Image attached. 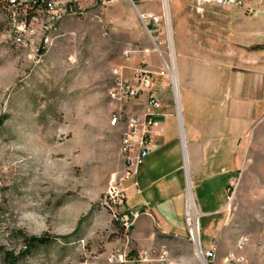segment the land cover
<instances>
[{"label": "rangeland", "instance_id": "374dc122", "mask_svg": "<svg viewBox=\"0 0 264 264\" xmlns=\"http://www.w3.org/2000/svg\"><path fill=\"white\" fill-rule=\"evenodd\" d=\"M168 3L174 53L161 0L88 2L82 17L62 19L47 45L36 41L39 53L13 45L0 15V264L4 252L23 251L20 233L53 241L16 264H110L123 252L142 250L136 219L129 216L126 227L119 219L137 214L131 207L141 196L130 188L132 180L119 183L123 126L112 127L110 118L141 114L147 94L118 103L109 92L114 70L128 81L134 69L156 73L172 62L183 128L191 116L210 141L223 140L239 158L235 171L218 179L211 202L203 200L205 186L191 167L201 245L216 242L213 264H264V0ZM164 8L169 15L165 3ZM144 15L160 17L155 34ZM152 93L162 117L157 132L164 127L166 137L160 143L152 135L148 158L138 168L140 186L134 188L143 190V181L169 173L173 179L178 150L183 230L189 189L170 79L157 78ZM113 187L123 190L117 208L107 197ZM198 203L205 211L207 205L225 206L206 219ZM153 232V248L164 245L173 257L189 260L183 264H199L193 249L181 245L185 229L177 237Z\"/></svg>", "mask_w": 264, "mask_h": 264}, {"label": "built area", "instance_id": "2783aa9c", "mask_svg": "<svg viewBox=\"0 0 264 264\" xmlns=\"http://www.w3.org/2000/svg\"><path fill=\"white\" fill-rule=\"evenodd\" d=\"M105 1L107 0H102V2ZM88 2L96 4L97 0H0V15L6 22L7 36L13 45L22 48L30 47L35 53H39L40 45L36 41L39 40L47 45L50 35L57 32L62 19L72 16L82 17L85 11L84 7ZM142 20H148L152 26V32L154 34L157 32L160 17L144 15ZM113 75L115 77L114 85L109 92L111 100L123 103L138 99L142 94H147L141 114H130L125 118L121 115H112L110 118L112 127L123 126L119 149L123 161V171L119 179V183L122 185L135 179L140 164L149 155L152 135L160 127L157 121L158 114L155 113L159 104L152 93V87L157 78H169V76L166 68L156 73L147 68L134 69L132 79L128 81L124 80L117 70H114ZM133 186L137 187V184L134 182ZM122 193L123 190H118L116 187L111 188L108 192L107 197L114 208L122 204ZM129 216L135 220L139 214L133 215L129 212L128 215L119 218L125 227ZM113 217L117 219L116 210L113 211ZM199 218L196 221L189 219L186 216V207H184L186 241L191 245L199 264H213L216 259V242L212 240L206 248H203ZM109 263L182 264V261L179 257H173L169 250L161 245L139 251L135 255L123 252L118 257L110 258Z\"/></svg>", "mask_w": 264, "mask_h": 264}, {"label": "crops", "instance_id": "0c3cea01", "mask_svg": "<svg viewBox=\"0 0 264 264\" xmlns=\"http://www.w3.org/2000/svg\"><path fill=\"white\" fill-rule=\"evenodd\" d=\"M174 95L178 107L176 93ZM200 101L201 102L206 101V99H200ZM179 103H180V116L178 113V120L180 126L179 141L183 153L185 168L187 166L186 186L188 188V178H189L193 190L192 180L194 183L193 177L195 175V172L194 169H192L191 167L194 166V168L196 169V175L199 178L198 184H200L201 186H205V190H204L205 196L203 197V200H205L206 202L207 201L211 202V200L215 197L216 192L218 191L217 190L218 179H224L226 176H229V174H232L235 171L233 167L237 166L239 158L234 154L228 153L227 145L223 140L216 139L210 141L206 137V131L203 130L204 128L202 127V125L199 126L200 124L197 125L196 124L197 122L195 123L194 121H192L193 119L191 116L188 120L186 119L184 120V128H183L180 95H179ZM199 117L203 119L202 115H199ZM160 118L162 117L158 116L157 120H159ZM196 118L198 117L196 116ZM187 126L190 127L191 129L187 130ZM154 135L155 137H160L158 140L161 143V141L164 140L166 137V132L164 130V127L161 132H156ZM179 160H180L179 152L177 150V160L176 163L174 164L175 176L173 179L169 177L171 173L161 175L156 180L151 181L150 183H148L147 181H143L142 185H144V189L139 190L134 188L133 186L134 182L137 184L138 188L140 186L139 183L136 181V177L138 175V171H137V175L134 179V182L132 181V184L130 185V188L135 190V194L141 196V198L131 208H137L136 212L137 214H139L135 223L137 227H135L136 229L134 228V230L139 232L140 239L144 240V241L139 240V246L141 247L142 250H148L153 248L152 246L155 240V233L153 231H156L157 234L162 236L163 238L171 237V236L177 237L176 234L181 235L182 232H184V229L182 230L181 226L178 223V220L181 219V215H182V186H181L182 181L180 176H178ZM144 161L140 165H142ZM188 163H189V167H188ZM190 175L192 177V180L190 178ZM229 181L230 180L228 179V181L226 182L225 191H224L225 193L229 185ZM194 184L196 185V189H197V184L196 183ZM187 194H188V190H187ZM192 195L195 205V209L193 212L194 215L195 213L197 215V207L193 192ZM214 206L215 205H213V209H212L211 206L207 205V209L205 211L204 209H202V206L198 203V208L201 214V218H206V219L212 218L213 216L217 215L225 205L217 209H214L216 208V206L215 207ZM147 214H150L151 218L153 219V222L150 219V216H148ZM181 243H182L181 245H183L185 249H188V247L192 249L191 245L186 240ZM180 258L182 259V262L184 261L183 263H185V260L189 262V260L185 259L186 257L182 256ZM188 259H192V257L189 256Z\"/></svg>", "mask_w": 264, "mask_h": 264}, {"label": "bare ground", "instance_id": "6f19581e", "mask_svg": "<svg viewBox=\"0 0 264 264\" xmlns=\"http://www.w3.org/2000/svg\"><path fill=\"white\" fill-rule=\"evenodd\" d=\"M162 2V10H163V22L167 23V26H168V38H169V41H170V49H171V52L174 53V49H173V46H172V43H171V38H172V32L170 30V27H171V13H172V3H168L166 4V0H161ZM164 3H165V6L168 5V12H169V15L168 13L166 14V11H165V8H164ZM175 6V5H174ZM173 41V40H172ZM165 68L167 69L168 71V76H169V79H170V82H171V85L173 87V90H174V93H176V97H177V103H178V113H179V116H180V103H179V81H178V76H177V69L175 67V64L172 62L171 65H169L168 63H165ZM187 168V166H186ZM188 196H187V199H186V196H185V207H186V216L191 219V220H194L196 221L199 217V214L197 213V216L194 215V209H195V205H194V199H193V195H192V192H191V184H190V179L188 178Z\"/></svg>", "mask_w": 264, "mask_h": 264}, {"label": "trees", "instance_id": "16d2710c", "mask_svg": "<svg viewBox=\"0 0 264 264\" xmlns=\"http://www.w3.org/2000/svg\"><path fill=\"white\" fill-rule=\"evenodd\" d=\"M3 120H0V125ZM19 238L22 239L24 243V249L22 252L18 254V256H14L12 252H4L3 253V264H16L19 260L24 259L28 256L32 251L36 250L38 247H43L49 245L53 240L48 236L41 237H26L23 234H19Z\"/></svg>", "mask_w": 264, "mask_h": 264}]
</instances>
